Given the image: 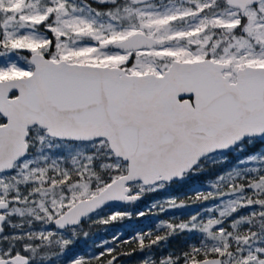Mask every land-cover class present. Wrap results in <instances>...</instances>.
Listing matches in <instances>:
<instances>
[{"label":"snow or ice","instance_id":"obj_1","mask_svg":"<svg viewBox=\"0 0 264 264\" xmlns=\"http://www.w3.org/2000/svg\"><path fill=\"white\" fill-rule=\"evenodd\" d=\"M134 256L264 264V0H0V264Z\"/></svg>","mask_w":264,"mask_h":264},{"label":"trees","instance_id":"obj_2","mask_svg":"<svg viewBox=\"0 0 264 264\" xmlns=\"http://www.w3.org/2000/svg\"><path fill=\"white\" fill-rule=\"evenodd\" d=\"M196 183L198 184H203L204 182L203 181H197ZM184 192V190H180V194H182ZM173 194H177V193H173ZM164 194H152L150 196H148L146 198V200L139 205V207H143L145 203H148L154 199H157L159 198V196H162ZM199 206H193V209H197ZM176 214H179V213H176ZM169 216L173 215V213H169L168 214ZM181 218H187L186 216H181ZM157 219H167V216H161L159 218H156V217H153V218H150L149 220H144L143 218L139 219V220H136L134 221L137 225H141V224H148V225H151L154 227ZM110 235V233H105L103 231V228L102 227H93L90 231V236L87 238V243H84V238L81 237L80 238V242L77 243V245L75 246V251L77 253H87L88 254V251L91 250V253L92 252H98L99 251V248L98 247H93V241L96 242V244H100L102 242V238H107L108 236ZM125 235H127V233H125ZM184 243L185 241L183 239H180V238H176V239H172L168 242V245L167 247L165 248L164 250V253H160V252H157V255H161V254H165L167 251L169 250H175L179 247H182L184 246ZM127 259H131V258H126L125 260Z\"/></svg>","mask_w":264,"mask_h":264},{"label":"rangeland","instance_id":"obj_3","mask_svg":"<svg viewBox=\"0 0 264 264\" xmlns=\"http://www.w3.org/2000/svg\"><path fill=\"white\" fill-rule=\"evenodd\" d=\"M195 210V209H193ZM171 213V212H170ZM91 255V253L89 254ZM137 259V257H132L131 259L124 260L123 264H134V261Z\"/></svg>","mask_w":264,"mask_h":264},{"label":"flooded vegetation","instance_id":"obj_4","mask_svg":"<svg viewBox=\"0 0 264 264\" xmlns=\"http://www.w3.org/2000/svg\"><path fill=\"white\" fill-rule=\"evenodd\" d=\"M90 253H91V250L88 251V255H89ZM92 253H93V252H92ZM92 253H91V254H92ZM79 254H84V253H79Z\"/></svg>","mask_w":264,"mask_h":264}]
</instances>
